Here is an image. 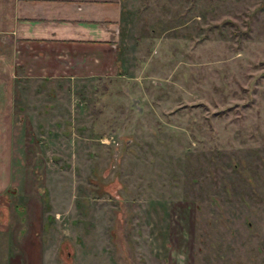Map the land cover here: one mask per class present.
<instances>
[{
    "label": "rangeland",
    "instance_id": "obj_1",
    "mask_svg": "<svg viewBox=\"0 0 264 264\" xmlns=\"http://www.w3.org/2000/svg\"><path fill=\"white\" fill-rule=\"evenodd\" d=\"M123 2L116 73L0 109V264H264L262 1Z\"/></svg>",
    "mask_w": 264,
    "mask_h": 264
},
{
    "label": "crops",
    "instance_id": "obj_2",
    "mask_svg": "<svg viewBox=\"0 0 264 264\" xmlns=\"http://www.w3.org/2000/svg\"><path fill=\"white\" fill-rule=\"evenodd\" d=\"M123 1L0 0L3 124L7 119L11 126V93L21 80L69 82L116 73Z\"/></svg>",
    "mask_w": 264,
    "mask_h": 264
},
{
    "label": "water",
    "instance_id": "obj_3",
    "mask_svg": "<svg viewBox=\"0 0 264 264\" xmlns=\"http://www.w3.org/2000/svg\"><path fill=\"white\" fill-rule=\"evenodd\" d=\"M262 1V4L264 5V0H261Z\"/></svg>",
    "mask_w": 264,
    "mask_h": 264
}]
</instances>
